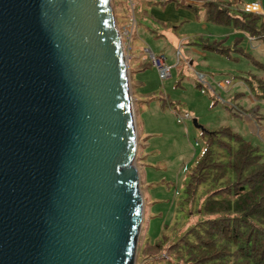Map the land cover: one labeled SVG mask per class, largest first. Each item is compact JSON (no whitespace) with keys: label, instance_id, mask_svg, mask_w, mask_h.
Segmentation results:
<instances>
[{"label":"water","instance_id":"obj_1","mask_svg":"<svg viewBox=\"0 0 264 264\" xmlns=\"http://www.w3.org/2000/svg\"><path fill=\"white\" fill-rule=\"evenodd\" d=\"M128 73L111 0H0V264H136Z\"/></svg>","mask_w":264,"mask_h":264},{"label":"rangeland","instance_id":"obj_2","mask_svg":"<svg viewBox=\"0 0 264 264\" xmlns=\"http://www.w3.org/2000/svg\"><path fill=\"white\" fill-rule=\"evenodd\" d=\"M125 1L122 0L120 4L119 0H111L115 23L119 31L123 26L131 23L129 9L124 11L122 7ZM127 4L130 7L129 0ZM252 10L254 11L253 8ZM258 13L264 15V12ZM136 22V28L139 26L141 29L133 35V38L137 40L138 51L145 57H150V52L146 51L148 48L156 56H164L165 62L171 67V75L164 80L159 78L155 67L145 66L137 73L138 79L143 78L142 89L146 92L147 101L142 105L141 113H139L133 97L135 90L130 61L125 53L129 37L121 38L129 66V87L137 136L135 164L139 172L143 197L144 215L138 244L139 242L142 245L161 242L166 250L168 246L176 243L197 220L204 217L199 211L209 190L219 185L209 179L198 187L194 195L191 196L186 191L189 172L201 158L205 148L202 129L194 125L193 119H197V123L203 128L216 129L221 126H230L264 152V100H256L254 97L252 99L253 93L243 80L244 77L252 75L264 80V46L255 43L252 37V40H249V36L246 35L247 40L242 41L241 47L249 56L237 52L231 57H226L209 52V55L213 57L209 60L206 57L207 53L200 49L196 50L197 54L194 56L197 60H192L195 62L189 65L184 57L186 48H180L182 55L178 58L175 54L179 47L176 42L184 32L189 31L188 24H182L174 35L169 37L165 33L163 36H154L151 31L142 26L146 23L141 18H138ZM205 23L214 30L211 37L231 35L229 40L233 39L232 27ZM200 26L201 22L197 28L202 32L204 29ZM158 28L162 31L161 27ZM196 71L204 72L208 83L215 88V93L226 102L230 101L236 108L233 109L214 100L213 94L209 91L206 94L202 93L195 77ZM226 79L231 81L230 84L223 89L217 87L218 82H224ZM150 98L152 99L148 101ZM179 112L189 113L190 117L179 123L177 121ZM250 122L253 123L251 128ZM214 151L217 159L225 161L227 155L223 151L217 147H214ZM138 253L136 264H167L168 256L165 251L160 255L151 252L149 255L138 256ZM140 259H143V263H138ZM230 262L231 260H227L226 264Z\"/></svg>","mask_w":264,"mask_h":264},{"label":"trees","instance_id":"obj_3","mask_svg":"<svg viewBox=\"0 0 264 264\" xmlns=\"http://www.w3.org/2000/svg\"><path fill=\"white\" fill-rule=\"evenodd\" d=\"M235 4L230 0L189 3L204 20L232 27L233 39L229 40L231 35H199L185 44L226 57L237 52L249 56L241 47L246 35L264 46V15ZM150 64L151 60L145 66ZM243 80L256 99L264 100L263 79L252 75ZM202 136L206 145L189 175L186 191L194 195L209 179L219 184L209 190L199 211L204 217L166 250L161 242H139L138 256L165 251L167 264H226L227 260L230 264H264V152L230 126L205 127ZM214 147L227 155L225 161L217 159Z\"/></svg>","mask_w":264,"mask_h":264},{"label":"crops","instance_id":"obj_4","mask_svg":"<svg viewBox=\"0 0 264 264\" xmlns=\"http://www.w3.org/2000/svg\"><path fill=\"white\" fill-rule=\"evenodd\" d=\"M119 1L121 4L122 0H119ZM207 1H218V0H132L133 9H132V11L129 10L130 11L129 17L134 16V22L128 23L126 25L130 26V31H131L129 45L131 44V42H133V43L131 46V50L128 49L126 51V54L128 57V61H130V69H131V74H132V78H133V82H134L133 87H134L135 92L133 93V97L135 100L136 109H138L139 113H141L142 105L145 104L147 101H146V92L142 89V87H144L143 86V83H144L143 78L138 79L139 75L137 73L140 70H143V66L149 64V61H150L149 58L150 57H145L142 52L138 51L139 48L136 45L137 40L135 38H133V35H135V32L137 34L138 30H141V29H139V26L136 28V24H137L136 20H138V18H141L142 20H144L146 24H142V26H145V29L148 31H151V33L154 36H163L165 33L169 37H172L174 35V32L177 31L182 26V24H184V23L188 24V26H190L189 31L184 32L183 36L181 38H178V41L176 42V44L179 46L177 48V50H179V54H177V50H176L175 54L178 58L179 56L182 55L180 48L181 47L186 48L185 49L186 55L184 57H185L187 63L189 65H191L195 62V61L192 62V60H197L194 58V56L197 54L196 50H200V48L198 49L197 47H192V46L186 45L185 40H187L193 36H199V35L209 37L210 35H213L214 30L209 28V26H207L205 23V22H207V23H211V22L204 20V18L202 16L197 14L194 10H192L187 5L189 3L202 5L204 2H207ZM223 1H228V0H223ZM230 1L236 2L237 3V4H235L236 6H240L243 8L248 7L249 10H252V8H253L254 11L264 12V0H230ZM159 3H164V4L159 5ZM122 7H123L124 11H128L129 6L127 4V0L125 1L124 5H122ZM199 13H200V11H199ZM199 22H201L200 28L204 29V30H202V32H200L197 28V25H199ZM217 25H219V24H217ZM158 27H161L162 31H160ZM171 30H173V31H171ZM191 31H195V32H191ZM173 45H175V44H173ZM129 48H130V46H129ZM146 51L150 52V54H153V52H151L148 48H146ZM204 52L207 53L206 54L207 59L210 60L211 58H213L209 55V52H207V51H204ZM197 66L200 67V65H197ZM150 67H153V65L150 64ZM170 72H171V70H170ZM139 87H141V88L139 89ZM252 97H254L253 94L251 95V98ZM213 98H214V96H213ZM151 99L152 98L148 99V101H150ZM233 99H235V97H233ZM227 102L230 103L231 108H233V109L236 108V106L234 104H232L230 101H227ZM179 113H182V112H179ZM247 113H249V112H247ZM254 115H256V114H254ZM255 121H256V119H255ZM256 123L258 125L257 121H256ZM260 125L261 124H259V126ZM203 137H205V136H203ZM205 145H206V143H205ZM186 171H188V169H186ZM191 171L189 173H191ZM143 215H144V211H143Z\"/></svg>","mask_w":264,"mask_h":264},{"label":"built area","instance_id":"obj_5","mask_svg":"<svg viewBox=\"0 0 264 264\" xmlns=\"http://www.w3.org/2000/svg\"><path fill=\"white\" fill-rule=\"evenodd\" d=\"M130 1V7L129 10L132 11L133 9V5H132V0H129ZM246 10H249L248 7H245ZM131 22H134V16H130V19H129ZM119 31V30H118ZM119 34H120V37H125V36H128L129 37V40H130V36H131V31H130V26H123L122 30L119 31ZM249 40H252L251 37H248ZM122 41V40H121ZM128 46L126 47L127 50L129 49V42H127ZM123 45V43H122ZM123 49H125V47L123 46ZM126 53V52H125ZM177 54H179V50H177ZM127 55V54H126ZM150 60H151V63L152 65L155 67L157 73H158V76L160 79H166L168 78L170 75H171V67L165 62V58L164 56H161V55H154V54H150ZM196 75V80L197 82L201 85L200 87V91L204 94H206V92H211L214 96V99L216 101H220V103H223L227 106H231L230 103L226 102L224 99H222L218 94L215 93V88H213V86H211L208 81L206 80L207 76L205 73L203 72H199L197 71L195 73ZM230 80L229 79H226L224 82H218L216 85L217 87L223 89L225 88L226 85L230 84ZM190 115L188 113H179L178 114V118H177V121L178 122H183L186 118H189ZM167 257V256H165Z\"/></svg>","mask_w":264,"mask_h":264},{"label":"bare ground","instance_id":"obj_6","mask_svg":"<svg viewBox=\"0 0 264 264\" xmlns=\"http://www.w3.org/2000/svg\"><path fill=\"white\" fill-rule=\"evenodd\" d=\"M251 123H252V122H250V127H251ZM252 124H253V123H252ZM254 125H255V124H254ZM262 136H263V135H262ZM262 136H261V137H262Z\"/></svg>","mask_w":264,"mask_h":264}]
</instances>
